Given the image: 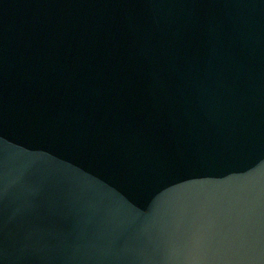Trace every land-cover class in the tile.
Instances as JSON below:
<instances>
[{"label":"water","instance_id":"95a60500","mask_svg":"<svg viewBox=\"0 0 264 264\" xmlns=\"http://www.w3.org/2000/svg\"><path fill=\"white\" fill-rule=\"evenodd\" d=\"M0 264H264V0H0Z\"/></svg>","mask_w":264,"mask_h":264}]
</instances>
